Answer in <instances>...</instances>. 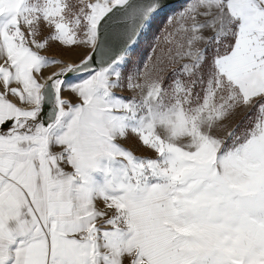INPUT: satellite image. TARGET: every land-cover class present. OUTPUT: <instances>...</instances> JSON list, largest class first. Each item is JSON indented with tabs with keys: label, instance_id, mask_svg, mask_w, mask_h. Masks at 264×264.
Returning <instances> with one entry per match:
<instances>
[{
	"label": "snow or ice",
	"instance_id": "1",
	"mask_svg": "<svg viewBox=\"0 0 264 264\" xmlns=\"http://www.w3.org/2000/svg\"><path fill=\"white\" fill-rule=\"evenodd\" d=\"M0 264H264V0H0Z\"/></svg>",
	"mask_w": 264,
	"mask_h": 264
},
{
	"label": "rangeland",
	"instance_id": "2",
	"mask_svg": "<svg viewBox=\"0 0 264 264\" xmlns=\"http://www.w3.org/2000/svg\"><path fill=\"white\" fill-rule=\"evenodd\" d=\"M144 48H147V44L144 45ZM49 54L51 55V54H53V53H49ZM138 154H140V153H138Z\"/></svg>",
	"mask_w": 264,
	"mask_h": 264
},
{
	"label": "water",
	"instance_id": "3",
	"mask_svg": "<svg viewBox=\"0 0 264 264\" xmlns=\"http://www.w3.org/2000/svg\"><path fill=\"white\" fill-rule=\"evenodd\" d=\"M174 2H176V0H174Z\"/></svg>",
	"mask_w": 264,
	"mask_h": 264
}]
</instances>
